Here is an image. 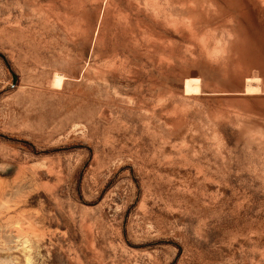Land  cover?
I'll return each instance as SVG.
<instances>
[{"label": "rangeland", "instance_id": "rangeland-1", "mask_svg": "<svg viewBox=\"0 0 264 264\" xmlns=\"http://www.w3.org/2000/svg\"><path fill=\"white\" fill-rule=\"evenodd\" d=\"M0 264H264V0H0Z\"/></svg>", "mask_w": 264, "mask_h": 264}, {"label": "bare ground", "instance_id": "bare-ground-1", "mask_svg": "<svg viewBox=\"0 0 264 264\" xmlns=\"http://www.w3.org/2000/svg\"><path fill=\"white\" fill-rule=\"evenodd\" d=\"M56 79V78H55ZM57 83L59 84V85H62L63 84V80H62V78L61 77H57Z\"/></svg>", "mask_w": 264, "mask_h": 264}]
</instances>
